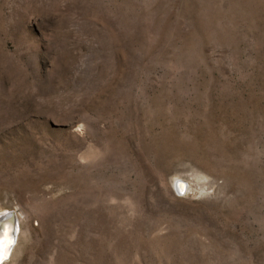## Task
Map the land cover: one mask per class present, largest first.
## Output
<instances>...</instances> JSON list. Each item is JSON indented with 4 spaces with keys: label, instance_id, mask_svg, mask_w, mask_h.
Here are the masks:
<instances>
[{
    "label": "rangeland",
    "instance_id": "1",
    "mask_svg": "<svg viewBox=\"0 0 264 264\" xmlns=\"http://www.w3.org/2000/svg\"><path fill=\"white\" fill-rule=\"evenodd\" d=\"M6 211L4 264H264V0H0Z\"/></svg>",
    "mask_w": 264,
    "mask_h": 264
},
{
    "label": "water",
    "instance_id": "2",
    "mask_svg": "<svg viewBox=\"0 0 264 264\" xmlns=\"http://www.w3.org/2000/svg\"><path fill=\"white\" fill-rule=\"evenodd\" d=\"M184 183L186 190L179 191L178 184ZM188 183L184 180H178L176 182V192L179 196L183 197L187 193ZM7 233V239L13 241L8 249L6 255H0V264H4L8 261L13 253V250L17 244L18 237L20 234V222L14 211H6L0 215V240L4 239V233Z\"/></svg>",
    "mask_w": 264,
    "mask_h": 264
},
{
    "label": "snow or ice",
    "instance_id": "3",
    "mask_svg": "<svg viewBox=\"0 0 264 264\" xmlns=\"http://www.w3.org/2000/svg\"><path fill=\"white\" fill-rule=\"evenodd\" d=\"M13 241L7 239V233H4V239L0 240V255H6Z\"/></svg>",
    "mask_w": 264,
    "mask_h": 264
},
{
    "label": "bare ground",
    "instance_id": "4",
    "mask_svg": "<svg viewBox=\"0 0 264 264\" xmlns=\"http://www.w3.org/2000/svg\"><path fill=\"white\" fill-rule=\"evenodd\" d=\"M178 188H179V191H185L186 190V187H185L184 183H179L178 184ZM191 191H192V187H188L187 192H191Z\"/></svg>",
    "mask_w": 264,
    "mask_h": 264
}]
</instances>
